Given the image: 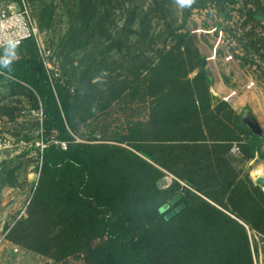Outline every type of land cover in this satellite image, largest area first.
I'll return each instance as SVG.
<instances>
[{"label": "trees", "instance_id": "1", "mask_svg": "<svg viewBox=\"0 0 264 264\" xmlns=\"http://www.w3.org/2000/svg\"><path fill=\"white\" fill-rule=\"evenodd\" d=\"M75 1L85 21L100 15V33L105 35L112 10L128 2ZM170 1L153 0L154 6L142 14L132 9L128 21L130 26L138 23L139 30L124 27L120 32L126 37L139 35L141 49L152 48L158 55L157 62L145 69L146 92L151 98L147 130L139 125L132 139L120 141L135 151L115 147L121 154L119 160L112 158L96 167L85 158L83 147L70 141L47 76L42 73L34 78L44 101L46 139L58 130L67 149L54 144L44 148L40 186L29 216L13 228L11 241L52 259L80 253L86 264H254L248 231L264 236V191L250 179H239L224 154L232 143L244 141L243 151L250 158L264 159V138L248 128L228 102L212 108L214 97L204 58L194 36L185 29L186 20L175 27L168 19ZM174 1L184 6L187 19L194 9L237 0ZM257 15L249 10L250 18ZM155 19L163 21L165 35L157 49L151 30ZM124 42L119 39V50ZM246 49L245 57H235L243 65L251 62L264 71V44ZM4 50H0V70L6 74L9 65ZM223 147L227 149L221 151ZM107 150L100 145V155ZM159 167L193 188L165 211L162 207L179 193L158 189L157 181L163 176ZM181 203L185 208L167 219Z\"/></svg>", "mask_w": 264, "mask_h": 264}, {"label": "rangeland", "instance_id": "2", "mask_svg": "<svg viewBox=\"0 0 264 264\" xmlns=\"http://www.w3.org/2000/svg\"><path fill=\"white\" fill-rule=\"evenodd\" d=\"M0 2L18 8L25 3L38 29L36 38L29 44L2 52L9 71L3 72L0 78V264H86L80 253L52 259L11 241L13 228L29 216L31 202L40 186L44 154L36 145L40 132H43L45 147L47 144L59 146L63 142L58 130L46 139L44 101L35 89L34 78L42 73L47 76L70 141L77 147L82 146L85 158L96 167L109 163L112 158L119 160L121 154L115 147L135 151L120 141L132 139L139 125L144 126V132L147 130L151 98L146 92L145 69L153 61L157 62L158 55L152 48L141 49L139 35L126 37L120 32L124 27L139 30L138 23L129 24L130 11L137 8L141 14L149 12L154 2L128 0L121 9H113L106 23V35L100 33V15L97 14L94 21H85L78 13L75 0ZM170 2L172 14L168 19L175 27L186 20L185 29L194 36L204 58L203 66L210 77V92L214 97L212 108L225 100L244 98L248 93L263 108L264 71L251 62L243 65L235 56L245 57L244 48L264 44V0L212 3L192 10L187 19L184 6L178 1ZM249 10L257 12V17L250 18ZM151 30L157 49L165 40L163 21L155 19ZM119 39L125 41L121 50L118 49ZM195 75L196 71L191 73V77ZM218 88L225 93H219ZM234 112L242 116L251 130L250 123L258 126V132L252 131L264 136V124L251 107ZM243 143H232L224 154L227 165L239 174V179H250L255 187L264 191V186L258 182L264 179V159L250 158L243 151ZM100 145L108 147V153L100 155ZM140 146L146 148L145 143ZM224 149L227 147L221 151ZM211 157L217 161L216 156ZM158 169L163 173L157 181L158 189L183 194L185 190H193L172 172ZM248 233L254 264H264L263 234L256 230Z\"/></svg>", "mask_w": 264, "mask_h": 264}, {"label": "built area", "instance_id": "3", "mask_svg": "<svg viewBox=\"0 0 264 264\" xmlns=\"http://www.w3.org/2000/svg\"><path fill=\"white\" fill-rule=\"evenodd\" d=\"M38 29L32 19L29 7L23 3L22 7L8 5L0 2V50L18 48L31 38H36ZM0 74L3 72L0 70ZM36 145L44 151V135L40 137ZM59 146L66 150L67 143L60 142Z\"/></svg>", "mask_w": 264, "mask_h": 264}, {"label": "crops", "instance_id": "4", "mask_svg": "<svg viewBox=\"0 0 264 264\" xmlns=\"http://www.w3.org/2000/svg\"><path fill=\"white\" fill-rule=\"evenodd\" d=\"M217 91L224 92L225 91L222 88H218ZM228 94V92H226ZM222 99V98H221ZM226 101V100H225ZM227 102V101H226ZM231 107L240 113V111H243L247 107H251L254 111V113L257 115L258 119L263 122L264 124V105L263 108L260 106V104L254 101L253 97L248 93L247 95H244V98L234 99L230 102H228ZM264 138V136H263ZM264 149V147H263ZM258 156V155H256ZM259 157V156H258Z\"/></svg>", "mask_w": 264, "mask_h": 264}, {"label": "water", "instance_id": "5", "mask_svg": "<svg viewBox=\"0 0 264 264\" xmlns=\"http://www.w3.org/2000/svg\"><path fill=\"white\" fill-rule=\"evenodd\" d=\"M244 121H245V122H248L246 117H244ZM249 123H250V122H249ZM250 124H251L252 130H253V131H256V130H257V132H258V126H255V124H253V123H250ZM258 182L264 186V179H258ZM183 197H184V194H183V193H179L178 195H176L175 197H173V198L169 201V204H168V205H165L164 207H162V211L167 210V209L170 207V205H174V204H176V203L179 202ZM185 206H186L185 203H181L180 205H178V206L175 208L174 211H171V212L166 216V218H167V219H171L173 216L176 215V213L181 212V211L185 208Z\"/></svg>", "mask_w": 264, "mask_h": 264}, {"label": "clouds", "instance_id": "6", "mask_svg": "<svg viewBox=\"0 0 264 264\" xmlns=\"http://www.w3.org/2000/svg\"><path fill=\"white\" fill-rule=\"evenodd\" d=\"M188 2H191V0H188Z\"/></svg>", "mask_w": 264, "mask_h": 264}]
</instances>
